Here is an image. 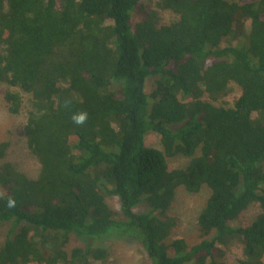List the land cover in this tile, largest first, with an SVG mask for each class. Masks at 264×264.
<instances>
[{
	"label": "trees",
	"instance_id": "trees-1",
	"mask_svg": "<svg viewBox=\"0 0 264 264\" xmlns=\"http://www.w3.org/2000/svg\"><path fill=\"white\" fill-rule=\"evenodd\" d=\"M19 91L40 172L2 161L0 144V264H107L110 239L146 264H225L234 243L237 264H264V0H0L10 115ZM179 189L208 196L171 238Z\"/></svg>",
	"mask_w": 264,
	"mask_h": 264
},
{
	"label": "rangeland",
	"instance_id": "rangeland-1",
	"mask_svg": "<svg viewBox=\"0 0 264 264\" xmlns=\"http://www.w3.org/2000/svg\"><path fill=\"white\" fill-rule=\"evenodd\" d=\"M171 19H167L170 21ZM151 86V79L146 82L145 91H149ZM17 91L16 89H11ZM24 99V103L18 115H10L0 98V144L7 143L2 161H7L13 164L16 170L24 173L29 179H35L40 172V165L37 159L30 155L26 148L24 137V123L26 119L27 103L29 98L26 94L19 91ZM239 95L235 92L231 95L229 102L231 103L234 97ZM155 140L154 136L149 137V145ZM153 144L152 146H155ZM172 168H182L187 164L183 158H176L169 162ZM208 196L206 190H201L197 195H192L184 192L182 189L177 191L174 202L168 212L169 216L177 218V225L174 230V235L171 238L186 237L191 234L195 224V219L200 211L202 202ZM106 202L110 205L113 211H119V202L115 197H106ZM137 209L136 211H140ZM259 209L251 207L243 216V220H249L251 217L258 215ZM9 229V225H0V242L5 236V232ZM69 248L81 247L79 241L71 237ZM108 242L111 245L112 256L107 264H146V259L143 254L138 251V248L133 242L129 244L128 239H110ZM123 243L124 245H120ZM242 258V249L240 244H233L229 247L225 264H237L238 260Z\"/></svg>",
	"mask_w": 264,
	"mask_h": 264
},
{
	"label": "clouds",
	"instance_id": "clouds-1",
	"mask_svg": "<svg viewBox=\"0 0 264 264\" xmlns=\"http://www.w3.org/2000/svg\"><path fill=\"white\" fill-rule=\"evenodd\" d=\"M87 119V113L86 112H79L72 116V120L76 125H83L84 122ZM15 206V201L11 198L7 200L6 207L7 208H13Z\"/></svg>",
	"mask_w": 264,
	"mask_h": 264
},
{
	"label": "bare ground",
	"instance_id": "bare-ground-1",
	"mask_svg": "<svg viewBox=\"0 0 264 264\" xmlns=\"http://www.w3.org/2000/svg\"><path fill=\"white\" fill-rule=\"evenodd\" d=\"M173 13H174V12H173ZM57 82H58V81H57ZM116 84H117V83H116ZM64 100H66V99H64ZM83 102H84V101H83ZM85 102H86V101H85ZM73 103H74V102H73ZM60 104H61V103H60ZM60 104H59V105H60ZM56 110H57V109H56ZM197 221H198V220H197ZM213 249H214V248H213ZM214 251H215V250H214Z\"/></svg>",
	"mask_w": 264,
	"mask_h": 264
}]
</instances>
